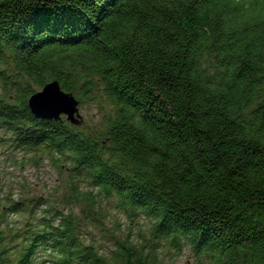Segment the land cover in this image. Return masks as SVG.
I'll return each mask as SVG.
<instances>
[{
    "label": "trees",
    "instance_id": "16d2710c",
    "mask_svg": "<svg viewBox=\"0 0 264 264\" xmlns=\"http://www.w3.org/2000/svg\"><path fill=\"white\" fill-rule=\"evenodd\" d=\"M51 79L90 126L29 110ZM0 127L65 158L83 202H0V264H264V0H0ZM102 201L146 232L85 242Z\"/></svg>",
    "mask_w": 264,
    "mask_h": 264
},
{
    "label": "rangeland",
    "instance_id": "374dc122",
    "mask_svg": "<svg viewBox=\"0 0 264 264\" xmlns=\"http://www.w3.org/2000/svg\"><path fill=\"white\" fill-rule=\"evenodd\" d=\"M77 108L83 124L85 122L90 126L98 116V107L93 101L84 99ZM9 135L0 127V202L20 199L31 205L29 213L36 215L49 214L54 212L55 208L62 211L68 209L78 211L83 202L72 195L73 187L70 186V180L74 172L67 167L68 161L65 158L55 159L48 156L46 151L39 149L42 147L34 150L25 147L26 145H15L9 141ZM79 188L81 190L85 188L83 182H80ZM111 205V201L107 203L102 201L98 212H105V215L98 219L96 225H89L83 235L86 236L85 242L100 245L106 254L108 253L106 249L111 244L112 233L124 234L128 231L136 237V229L146 232L144 218L130 223L125 214L115 210ZM26 213L27 210L14 211L8 212L7 216L10 220H17ZM163 247H160L162 250L160 256L167 264H199V260L187 247H183L179 254L174 253L171 248L165 250Z\"/></svg>",
    "mask_w": 264,
    "mask_h": 264
},
{
    "label": "water",
    "instance_id": "95a60500",
    "mask_svg": "<svg viewBox=\"0 0 264 264\" xmlns=\"http://www.w3.org/2000/svg\"><path fill=\"white\" fill-rule=\"evenodd\" d=\"M77 99L70 91H64L56 79L44 83L43 87L33 91L27 97L29 110L36 116L45 118H57L60 114L66 120L80 123L81 115L77 108Z\"/></svg>",
    "mask_w": 264,
    "mask_h": 264
}]
</instances>
